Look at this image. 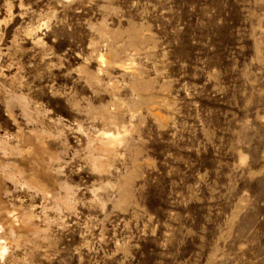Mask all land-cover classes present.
Listing matches in <instances>:
<instances>
[{
  "label": "rangeland",
  "instance_id": "rangeland-1",
  "mask_svg": "<svg viewBox=\"0 0 264 264\" xmlns=\"http://www.w3.org/2000/svg\"><path fill=\"white\" fill-rule=\"evenodd\" d=\"M0 264H264V0H0Z\"/></svg>",
  "mask_w": 264,
  "mask_h": 264
}]
</instances>
